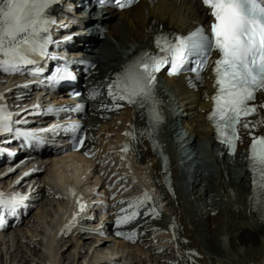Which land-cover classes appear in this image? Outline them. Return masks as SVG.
<instances>
[{"label":"bare ground","instance_id":"obj_1","mask_svg":"<svg viewBox=\"0 0 264 264\" xmlns=\"http://www.w3.org/2000/svg\"><path fill=\"white\" fill-rule=\"evenodd\" d=\"M55 9L56 5L53 6L51 15L55 14ZM203 16V11L197 4V0H157L152 7L142 3L126 12H109L107 14L109 19L102 22L109 29L105 39L101 42H95L97 47L86 49V53H89L91 59L96 61L98 65L85 88L84 97L88 98L87 93H90L94 88L101 95L96 102L91 104L89 109L88 140L84 152H88V156L96 160V155L102 152L94 150L96 149L94 144L98 138L100 127L110 120H115L116 117L117 119L121 117L120 128L118 130H116L117 128L112 129V132L114 130L117 133V138L114 139L113 153L116 152L120 156L119 161H117L118 170L123 175H129L130 178L133 176L130 174H134L133 177L136 178V181L144 185V192L150 191L152 188L163 212L166 211L170 214L169 217L165 218L155 204L149 205V207L157 209L158 218L141 214L133 223L121 226L119 229L125 235L135 231L137 235L133 241H136L137 238H143L148 226H153L149 229L155 230L154 234L166 236L171 240V243L179 247L177 249L178 254L180 252L181 255L185 254V260L182 257L179 260L176 259L179 261L177 264H264V218L259 215L257 209L250 207L247 200L250 189L248 176L244 172V165L246 164V152L250 139L248 133H241L243 143L239 144L238 153L234 159L224 157L220 160L212 154L213 148L217 145L211 129L204 123L203 113L209 107L211 93L209 86L198 93H193L186 91L178 83V80L166 81L165 86L170 90L169 95L171 94L162 98L166 122L163 132H160L159 136L153 134L151 137L139 136L140 131L146 126L140 118V113L126 104L119 109L112 108L106 95L107 82L122 70V66L126 64L132 53L150 47L152 28L156 31L160 29L161 31L182 30L188 28L192 21ZM91 33L93 34V32ZM92 38V42H94V36ZM7 87H1L0 93ZM261 102H264V96L259 94L256 103ZM105 105L108 107L105 108ZM261 118H264V109L259 111L253 121H258ZM130 126L132 127L130 128ZM180 130L184 131L181 132ZM133 131L137 135L135 140L124 135L126 132ZM262 132H264V126H258L255 129V135H260ZM100 135L105 136L104 134ZM106 138L103 142L112 140ZM92 139L93 141H89ZM98 140L102 142L101 137ZM160 140L164 145L159 144ZM125 145L128 147L127 152L122 151ZM205 148H210L213 157V162L208 164L202 163V160H198L197 157L195 158L196 153L202 155L201 151ZM133 151L137 152V155ZM45 154L51 156V153ZM165 155L168 156L167 162L162 166L160 162L162 158H165ZM83 159L82 156L74 154L48 159L46 162L52 163L57 172L51 168L49 178L46 179L45 176L43 180L48 186L56 183L57 188L51 185L56 190L62 186V182L69 184L70 180L73 181V189H79L80 183L97 185L99 183L97 180L101 179L100 176L97 175L100 177L98 179L95 176L96 181L94 180L95 183H92L88 181L85 174L89 170L92 172V169L96 165L98 166L101 160L98 159L96 164L91 167H85L86 164ZM76 162L79 163L76 165V174L72 178L67 173L64 174L65 168L71 163L75 165ZM81 164H83L82 168L79 167ZM32 165L33 163L30 164V166ZM41 165L39 164L38 167ZM103 165L104 163H102L101 169L105 170ZM3 167L0 165V172H2ZM41 173L43 170L39 169L31 179H37L40 182L39 175ZM9 174L4 175L0 182L5 181L4 179ZM90 174L93 176V172ZM102 187H104L103 183ZM38 188H40V191H37L41 193H39L41 198L48 194L46 187L40 186ZM113 197L116 198V196ZM59 198L62 200H60L61 204L58 206V210L55 211L56 218L50 221L46 230H42L40 239L42 242L47 243V239L50 237V240L54 239V236L57 242V234L65 221H68V217L71 214L77 217L85 210V208L82 211L79 209L77 201L81 203L82 199L75 192L69 194V197L65 193L60 194ZM88 198L86 197V200ZM200 202L204 205V209L199 212L198 205ZM119 207L118 204L116 212L119 211ZM123 207H127V205L125 204ZM31 211L32 209L29 214ZM61 212H63L62 215H60ZM115 219L116 216L112 225L109 226L110 232L117 231L114 226ZM29 221L33 220L29 219ZM52 224V234L48 238H44V232L49 231ZM171 228H173V233L170 231ZM24 231L23 228L18 229L10 225L4 230V235H1L0 247L6 246V253L4 254L9 253L8 250L11 248L9 264L14 263V258H17L18 254L21 257L23 248L20 247L18 236ZM72 234L83 244H87V241L92 239L87 232H80L79 229ZM15 236L17 239L14 243ZM120 237L126 239L123 236ZM94 244L96 245V243ZM26 245L30 248L28 250H35V245H32L33 247H30L28 243ZM109 245L108 239L100 240L95 249L105 252L109 249ZM28 250L23 251L25 257ZM4 254L0 252L1 259ZM44 254L47 256L46 253ZM107 255L110 256L109 253ZM22 259H25L24 256L21 257V261ZM48 260H53L51 255H49ZM108 260L107 257L102 259L97 257L93 264H113ZM0 261L2 264V260ZM167 261L172 264L175 263V259Z\"/></svg>","mask_w":264,"mask_h":264},{"label":"snow or ice","instance_id":"obj_2","mask_svg":"<svg viewBox=\"0 0 264 264\" xmlns=\"http://www.w3.org/2000/svg\"><path fill=\"white\" fill-rule=\"evenodd\" d=\"M58 2L0 0V72L5 75H31L35 78L44 76V70L38 66L39 61L58 59L49 52V46L57 43L51 35L56 24L51 13ZM134 2L114 0L115 6L120 9ZM201 3L213 18L210 36L202 26L186 38L160 31L153 40L156 51H142L123 65L122 70L107 82L106 95L112 108L119 109L126 104L140 113L146 126L139 136L151 137L162 122L156 94L158 74L164 70H167L169 76L190 73L202 83L203 74L210 71L214 94L210 97L213 107L208 114V121L214 128L217 141L230 154H235L237 145L243 143L241 130L248 133L251 142L246 157L250 174V195L247 200L250 207L257 209L264 218V134L255 135V129L264 126V118L258 121L251 119L264 109V102L256 103L257 94L264 93V0H201ZM214 52L217 56L213 59ZM190 56L196 57L191 61V67L188 66ZM74 79L75 76L65 63L63 66H55L52 74L44 77L41 83L55 85ZM100 95L93 89L89 99L95 100ZM3 98L0 95V100ZM82 108L83 105H76L75 109L60 110L79 111ZM29 114L32 111L25 110L21 119L14 120L8 108L0 104V136H10L12 139L7 143L22 140L28 145L42 144L43 133L48 130L28 129ZM62 129L76 133L81 126L68 124L62 126ZM124 135L133 140L137 138L134 131ZM73 139V151L86 143L83 136H75ZM122 151H128L127 145ZM3 154V148L0 147V155ZM83 154L89 155L88 152ZM27 199L21 193L6 196L0 192V226L8 216H16ZM77 204L82 211L85 206L79 201ZM125 204L127 207H123ZM153 204L155 198L146 191L135 200L119 201L120 207L114 221L117 228L115 234L133 241L137 235L135 231L125 235L119 229L133 223L141 214L158 218L157 209L149 207ZM75 219L74 215L73 221ZM67 227L70 230L72 223Z\"/></svg>","mask_w":264,"mask_h":264},{"label":"rangeland","instance_id":"obj_3","mask_svg":"<svg viewBox=\"0 0 264 264\" xmlns=\"http://www.w3.org/2000/svg\"><path fill=\"white\" fill-rule=\"evenodd\" d=\"M10 80H11V77H8L7 75L6 76L1 75L0 76V88L2 86L3 88H5ZM120 118L117 119L116 117L115 120H110L106 124H102L101 126L102 128L100 127V130L98 129L99 130L98 136H97L98 138L94 144L98 147H96V149L94 150L96 152H99V151H102V152L96 155V160L94 161L97 162L98 159H100L101 161L100 163H98V166H95L92 169L93 177H92V174H90L92 172H89L88 174L86 172L85 176H87L88 181L90 182L92 181V183L95 180V176H96V179L101 177V179H98L97 181L103 180L102 183L105 181L106 183L105 188H108V191L106 190L108 194L113 195V196L116 195L117 201L118 200L130 201V200H135L141 197L145 189H144V185H141L140 183H138L136 181V178L133 177L134 174H130V175H133L130 178L129 175L127 176L123 175L118 170L119 168L117 166V161H119L118 159L120 158V156H118L116 152L115 153L113 152H114V147H115L114 139L117 138V133L116 131L114 132V130L116 128H117L116 130L120 128L121 126ZM112 129H114L113 132H112ZM180 131L183 132L184 130H180ZM100 134H104L105 136L109 135L110 137L108 136L106 138L105 136H101ZM100 137H101L102 142H99L98 140ZM105 138L107 140L112 139L113 141L109 140V141L103 142ZM202 150H203V152L201 151L202 155H199V153L198 154L196 153L195 158L197 157L198 160L200 161L202 160V163H205V164L213 162L211 153L207 151L206 149L205 150L202 149ZM136 151H137V148H136ZM212 154H213V151H212ZM104 155H106V157L103 159ZM83 161L86 164L85 167H88V166L91 167L94 164H96V163L94 164L90 163L84 159ZM102 163H104L103 167L105 168V170L101 169ZM77 164L79 163L76 162L75 165H73L72 163L69 164L65 168L66 172H64V174L67 173V175H70L72 178V176L76 174L75 172L77 170L76 168ZM82 165L83 164L79 165V167L82 168L83 167ZM51 168L52 170L56 169V167L52 166V163H48L43 173H41L39 177L42 178L43 180V178L46 176L45 178L48 179ZM94 170H96L95 171L96 173L94 172ZM11 175L12 173H10L8 176H11ZM97 175L100 177H97ZM110 181H113L112 182L113 184L110 183ZM81 184L83 183H80V185ZM85 188L86 187L84 185V191H85ZM100 188H103L102 185L100 186ZM38 190L40 191V188ZM46 191H48V194H46L42 198L40 195L38 196L39 200L36 203H34L33 209L31 211L32 213L30 212L31 214L28 220L26 221V224L22 223L24 225L18 228V229L23 228L25 230L18 236V238L20 239L19 241V244L21 245L20 247L23 248L21 252V257L24 256L25 259L24 260L22 259L21 261V257L18 254L17 258H14L15 261L13 264H29V263L30 264H93L97 257L101 259L104 257L105 258L107 257V259H109L108 261L112 262L113 264H172L167 261V260H172V259H175L174 264H177V262H179L178 260L181 257L182 259L184 258V260L186 258L185 254L181 255V252L179 253L181 256L178 254L177 249L179 247L171 243V240L169 238H166V236L159 235L156 233L154 234L155 230H150L153 226L151 227L148 226V229L143 235V238H141V241H139V239L136 240V242H131V241L128 242L127 240H123L121 241L122 242L121 243L119 242V240H114V238H112L111 236H108L106 239H108V241L110 242V245L108 247L109 249L105 252L97 251L95 249V246L97 245V243L100 242V240H106L105 237L104 239H101L103 237L98 238L97 234L95 233H88V235L92 239L87 241V244H83V242L80 240L78 241L74 237L73 234H71L70 236L68 234L66 235V237L64 236V238L59 239L57 242H56L57 239H55V236H54V239L50 240L51 237L47 239V243L42 242L40 241L42 237V230L43 231L46 230V227L48 226L50 221H53L52 219L56 218L55 211L58 210V206L61 204L60 200H62L58 198L57 195L54 194V192L49 187L46 188ZM146 192H148L149 195L155 198V205L156 207H158V209H160V212L162 213V215L165 218L169 217L170 215L169 212H166V211L163 212V209L158 204V201L156 200V195L154 194V190L151 188L150 191H146ZM39 193L40 192H38L37 194ZM113 196H112V199H114ZM201 203L202 202H200L198 205L199 212L200 210L202 211V209H204V205H202ZM114 205L115 203H108L109 211L107 215H110L109 220L112 219L117 214V212L115 213L116 210H114L115 209ZM29 219L33 221H29ZM113 219L106 224L108 229L110 228L109 226L112 225ZM170 231L171 233H173L172 232L173 228H171ZM113 233H116V232H113ZM27 237L29 240L27 239ZM117 238L122 240L121 237L117 236ZM16 239L17 237L15 236L14 243ZM27 243L30 244V247H33L35 245V248H34L35 250L31 249L32 250L31 253H29L31 250H28L30 248H28V245H26ZM94 243H96V245ZM10 250H8L9 253L5 255L4 253H6L5 252L6 246L0 247L1 254L2 253L4 254V256H2V259L0 258V260H2V264H9V261H10L9 254H11ZM26 250L28 251L25 257V254L23 253V251L26 252ZM44 253H46L47 256ZM108 253L110 254V256L107 255ZM49 255H51V257L53 258L52 261L48 260Z\"/></svg>","mask_w":264,"mask_h":264}]
</instances>
